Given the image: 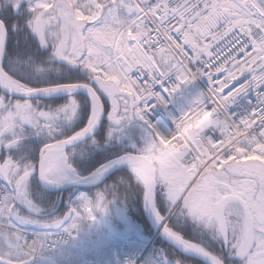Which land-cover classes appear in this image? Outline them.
Instances as JSON below:
<instances>
[{"label":"snow or ice","instance_id":"1","mask_svg":"<svg viewBox=\"0 0 264 264\" xmlns=\"http://www.w3.org/2000/svg\"><path fill=\"white\" fill-rule=\"evenodd\" d=\"M21 22L34 54L43 50L49 61L65 66L62 79L45 76L48 86H37L8 64ZM198 79L207 80V92L176 120V133L162 135L150 112L167 106L164 93L173 96ZM81 91L87 93L86 126L65 134L81 118ZM58 93L68 101L55 107L31 102ZM250 93L255 108L233 116L230 107ZM105 118L111 140L123 139L133 121L150 140L84 175L73 157L88 138L99 147L95 131ZM26 129L45 141L35 163L10 154ZM5 149L0 264H137L142 241L128 215L129 200L143 205L164 234L212 264L224 260L185 240L170 218L202 224L239 264H264V0H3L0 151ZM117 168L127 172L109 183ZM34 173L52 187L86 190L37 201L29 191Z\"/></svg>","mask_w":264,"mask_h":264},{"label":"trees","instance_id":"2","mask_svg":"<svg viewBox=\"0 0 264 264\" xmlns=\"http://www.w3.org/2000/svg\"><path fill=\"white\" fill-rule=\"evenodd\" d=\"M3 3V0H0ZM10 59L8 64L13 67L14 70H19L21 74L28 73L31 75V82L37 86H48L46 80L43 77L47 76L49 80L62 79L65 72V66L56 62L48 60V54L43 50L34 54V50L29 47L27 42L25 31L23 30V23L21 22V30L15 35L9 45ZM47 61V63H45ZM41 67L43 72H36V68ZM75 71V70H73ZM83 76V73H80ZM76 98L81 102L82 115L81 118L76 121L71 127L64 129L65 134H71L74 131L80 130L81 127L86 126L87 119L85 113L88 111V105L86 103L87 95L83 93H77ZM69 97L63 96L58 98H52L47 100H31L33 104H37L40 107L46 106H58L67 102ZM110 121L106 118L103 125L95 136L99 142L97 145H92L91 140L87 144L77 148V154L73 157L74 167L78 169L82 174L87 175L90 171L100 167L101 164L106 162V158L113 156V154L124 152H136L139 149L144 148L150 136L148 131L141 127L137 122L133 121L125 129L123 139H110ZM108 141L107 144L105 142ZM45 141L42 137L37 136L31 129H26L23 133L21 143L10 150V154L14 158L25 162L31 160L33 163L39 160L40 148ZM72 152V149L69 150ZM9 154V150H2V158H5ZM127 172V169H123L112 175L108 182L111 183L115 180L117 175H121ZM79 191H85V188H66L57 191H44L40 185L34 184L32 186L31 195L37 201L41 199L55 200L59 196L67 198L69 193ZM42 196V197H41ZM123 189L120 191V202L123 204ZM111 198V197H110ZM128 215L130 219L139 226L140 240H150L155 231L151 223V219L148 212L144 211L143 205L139 207H133L132 201H128ZM167 214V208L161 207V215ZM170 222L176 232L181 234L186 240L192 241L202 245L206 250L217 257H221L224 260V264H235L234 257L231 254V250L226 248L223 240L212 233L211 230L205 228L202 224L193 221L191 218L183 219L182 221H176L174 218H170ZM158 256L165 261L166 264H170L174 261L176 264H204L200 261L185 257L179 254L169 245L165 244L161 238H158ZM164 249V254L159 250ZM173 259V260H172Z\"/></svg>","mask_w":264,"mask_h":264},{"label":"built area","instance_id":"3","mask_svg":"<svg viewBox=\"0 0 264 264\" xmlns=\"http://www.w3.org/2000/svg\"><path fill=\"white\" fill-rule=\"evenodd\" d=\"M174 78L168 82V87L175 86ZM209 85L206 79H198L193 81L192 84L183 86L179 93L173 96H168L164 93L167 99V106L158 105L153 108L148 118L157 126L158 131L164 136H170L177 132L176 120L186 111H190L193 102L198 99L202 94L207 92ZM256 96L250 93L246 96L242 95L237 98L236 102L230 107V113L237 117L242 118L253 110L256 106ZM139 123V122H138ZM140 124V123H139ZM3 187L0 182V188ZM156 237L149 242L141 243L140 251L136 254L139 257L137 264H164L156 253ZM123 251V248H121Z\"/></svg>","mask_w":264,"mask_h":264},{"label":"water","instance_id":"4","mask_svg":"<svg viewBox=\"0 0 264 264\" xmlns=\"http://www.w3.org/2000/svg\"><path fill=\"white\" fill-rule=\"evenodd\" d=\"M78 93H83V94L87 95V93L86 92H83V91L78 92ZM63 95H65V94L58 93V94H55V95H52V96H34V97L31 98V100H47V99L62 97ZM20 99H24V98L23 97H20ZM103 121L101 122L100 126L96 129L95 136L100 131V129H101L102 125H103ZM90 140H91V138H88V141H90ZM71 149L72 148L70 147L68 149V151L71 150ZM123 169H126V168H117V169H114L109 174V176L107 177V180L112 175H114L115 173H117L118 171L123 170ZM41 187L44 190H46V191H53L42 180H41ZM73 187L74 188H84L86 186L85 185H73V184H70V185L64 186V187H62L60 189L73 188ZM151 222H152V225H153V228H154L156 234H158V236L163 240V242L166 243L167 245H169L170 247H172L173 249H175L181 255L186 256V257H190V258H193V259H196V260H198V261H200V262H202L204 264H212V261H211L210 257H205V256H203L200 253H196V252H194L192 250H187L183 246H181L178 243H176L173 239H171L170 237H168L166 234H164V232L162 231V229L160 227L159 222L156 221L155 218L152 215H151Z\"/></svg>","mask_w":264,"mask_h":264},{"label":"flooded vegetation","instance_id":"5","mask_svg":"<svg viewBox=\"0 0 264 264\" xmlns=\"http://www.w3.org/2000/svg\"><path fill=\"white\" fill-rule=\"evenodd\" d=\"M0 158H2V153L0 152ZM38 181H40V178H39V175L38 173H34V175L32 176V178L30 179V182H29V191H30V194L32 192V186L33 184L37 183ZM226 248H228L227 246H225ZM235 260V258H234ZM235 264H239V262L237 260H235Z\"/></svg>","mask_w":264,"mask_h":264},{"label":"bare ground","instance_id":"6","mask_svg":"<svg viewBox=\"0 0 264 264\" xmlns=\"http://www.w3.org/2000/svg\"><path fill=\"white\" fill-rule=\"evenodd\" d=\"M66 185H68V184H66ZM50 189H56V188H59V187H52V186H49V185H47ZM63 186H65V185H63ZM62 187V186H61ZM185 239V238H184ZM186 240V239H185ZM188 241V240H187ZM197 244V243H196ZM199 245V244H198ZM201 246V245H200Z\"/></svg>","mask_w":264,"mask_h":264},{"label":"rangeland","instance_id":"7","mask_svg":"<svg viewBox=\"0 0 264 264\" xmlns=\"http://www.w3.org/2000/svg\"><path fill=\"white\" fill-rule=\"evenodd\" d=\"M32 196V195H31ZM42 197V196H41ZM159 252H162L163 254H164V249H162V250H159ZM173 260V259H172ZM170 264H176L174 261H171V263Z\"/></svg>","mask_w":264,"mask_h":264}]
</instances>
